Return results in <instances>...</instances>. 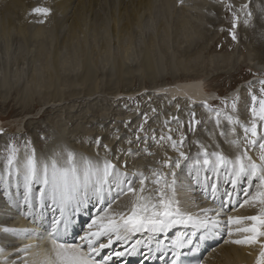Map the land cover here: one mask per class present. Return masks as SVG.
<instances>
[{
  "label": "rangeland",
  "instance_id": "obj_1",
  "mask_svg": "<svg viewBox=\"0 0 264 264\" xmlns=\"http://www.w3.org/2000/svg\"><path fill=\"white\" fill-rule=\"evenodd\" d=\"M184 1H154L155 7L151 12L152 15L149 16V14H145L139 24L130 30L131 38L128 39L115 36L117 32L113 28L115 25L114 15L116 13H113V5L110 4L107 6V13L105 12L107 16L104 12H101L102 14L97 17H95V15H90L87 20V26L79 32V38L80 42L85 41L87 47L89 46V50L94 51L95 54L101 53L103 44L108 41L112 50V58H116L115 56L119 54L123 56L124 54L126 56L131 55L130 65L136 67L139 66L141 54L145 46L155 41L157 56L162 59L159 61V58L156 56V61L160 62L159 78L155 81L157 84H152L142 73H135L131 75L132 77L128 83L136 89V93L131 96H125V94L124 96L123 94L116 95L115 89L118 88L120 92L122 90V84L116 83V78L110 83L109 75H112V73H110L111 67L108 66L104 69L103 66V68L100 66L97 77L99 91L95 94L97 97L96 101L90 102L89 99H84L82 96L79 98L81 100H77L75 103L66 101L56 105L42 100V95L39 94H36L31 100L29 99L28 101L30 102H28V105L24 103V89L30 84L32 74L38 69L39 72L45 71L46 68L45 64L43 70L45 63L43 59L46 57H43V59L42 57L40 58L38 56V51L41 47L47 51L48 48V50H52L54 47L62 46V39L68 35L67 24L62 23L60 26L56 24V13L52 10L54 0H26L24 8H17L11 12H4L0 9V22L4 20L5 22H11L10 32L7 31L5 33L0 28V169H4L1 166L7 164L9 155L14 154L15 156L12 166V170H14L19 166L18 158L22 156V153L33 155L34 152L36 159V153L48 151L49 145L53 146L54 144L52 143L58 141L59 138L61 140L64 138L65 145L74 153L84 154L86 157L88 155L89 157L101 156L111 161L121 173H132L134 170L138 173H142L143 176L146 177L144 185L145 191L143 194L152 196L153 201H155L158 190L164 187L165 180L167 181V166L171 164L174 165L175 160L182 162V158L180 157L181 152H183L187 160L190 161L188 159L189 156L202 155L203 150L211 154L216 149H219L224 153V151L228 152L235 147L240 153L247 151V155L251 157V150L254 146L247 144L244 127L250 126L252 95H256L258 99L261 98L260 81L264 80V76L262 77L248 72L252 69H250L251 67H246L248 65L250 66V60L253 61L259 57L258 48L264 47V26H262L264 24V14L256 21L252 13L255 4L261 5V2L259 0L257 2L255 0H208L210 1L209 4L211 3L210 5L208 4V7H211L208 9L206 5L207 11L209 12L205 14V16H207L202 24L203 27H201L203 31V33L201 31L202 38L199 40V45L204 43L206 46L204 48L205 51H202L203 57L201 56L202 59H200L198 63H192L193 67L196 68H190V71L183 72L179 70L180 68L175 66L177 65V60L175 59L181 57L177 51L180 48L183 49L185 46L181 47V38L178 35L180 32V15L183 8L191 7L195 3L193 0L188 2ZM226 2H228L227 5ZM0 3H3V1L1 0ZM166 3L171 7L170 13H166L167 9H165V5L166 7L168 5ZM245 5L247 7H243ZM37 8L48 9L49 14L47 16L37 14L33 11ZM96 11H98V9H96ZM163 11H165V13ZM248 13H251V16H248ZM104 15L105 18L103 17ZM117 15L118 13L116 16ZM151 16L153 17L151 18ZM220 17L222 18L221 24L218 25V27H211L213 25L210 23V20L212 21ZM233 24H236L235 29H233ZM250 24L252 28L255 27V31H257L262 38L258 39L260 43L257 45H255L253 39L247 40L245 37L249 33L247 29L248 26L250 27ZM1 25L0 23V27H2ZM226 26L229 28L228 30L225 29ZM22 27H25L24 30L26 29V34L25 32L23 34L20 32ZM37 28L49 31L46 32L48 39H40V37L39 39H34L33 34L37 33ZM223 29H225L226 32L224 35ZM212 31L216 33L213 34V36ZM166 33L168 37H170L169 39L165 38ZM233 33L235 34V39H233ZM207 36L210 37L211 40H209ZM212 37L214 39H212ZM77 47V45H72L69 49L62 47L61 55L63 59L66 58V60L69 61V58L77 52ZM125 49H129L127 53ZM212 54L214 55L213 57ZM215 56L220 57L221 60L216 61ZM211 60L216 63L211 62ZM255 61L256 63H263L260 68L264 69V51L262 52L260 60ZM242 68H244V72H242ZM77 73L78 72L70 74L67 72L66 75H70V77L73 78ZM234 74L235 76H232ZM185 75L199 78H197V81L191 83L190 81L181 82L186 77ZM254 77H260V79H253ZM4 79L8 82L6 89L1 86L3 85ZM242 82L241 98H243V106L244 100H246V107H241V110H239V106H236L235 110H233L232 105L227 103L228 99L232 101L230 100L232 97L226 93L229 92L231 86H233L231 89L234 90L238 87L239 83ZM108 87L114 88L115 95L109 94L107 91V89H109ZM198 88H201L203 93L200 92ZM63 89L68 95L69 92H71L69 86H65ZM165 89H168V92L166 91L167 93L163 91ZM68 95H65V97H68ZM195 96L197 99H200L199 101H203L204 103L195 101L193 98ZM210 102L215 104L211 105L209 104ZM89 104L92 110L86 113V107H88ZM63 107L65 108L62 109ZM79 107L80 109L84 108L82 111L85 113H76ZM174 107L176 109H171ZM244 108L245 111L243 110ZM29 109L32 111L28 114L27 111ZM47 109H49L48 112L46 111ZM148 111L153 113H149ZM237 111H240V113L242 111L243 114H238ZM146 112L149 113L148 116ZM44 113L45 115L41 117ZM217 113H220L219 117H217ZM68 115L70 119H80L75 124V121H70L68 119ZM74 115L77 116V118L74 117V119ZM206 115L210 118L216 117L214 120L215 122L208 123L201 120V118ZM228 116L233 118L232 123H229L227 119ZM94 117L99 120H94V122H92ZM106 118L108 119L105 120ZM216 120H219V123H217ZM98 121L102 122V124H105V122L107 124L98 126ZM236 121L239 122L236 123ZM48 126L52 127L51 132H49L50 134L46 132ZM226 126L229 128L227 136L231 135L230 137L223 136L227 132L225 131ZM34 128L36 129L34 130ZM208 129H210V132ZM262 135H264V127L258 123L257 139ZM37 136H40V138ZM169 136L172 138L171 140L168 139ZM189 136H191L190 142L187 141ZM95 137L99 141H104L103 145H95V140H93ZM107 137L108 139L105 140ZM161 137H163V139H161ZM219 137L221 140H219ZM248 138H251L250 134ZM225 139L228 140L225 141ZM173 141L176 142L175 148L171 146ZM237 141L239 142V147L235 146L234 142ZM258 142H260V140H257V143ZM104 145H107V150H105ZM13 149H15V153H13ZM94 150L96 155L90 154L94 153ZM237 150H233L235 154H238ZM255 150L256 154L259 156V147L258 149L256 147ZM233 151L230 152V155L233 154ZM48 153L49 152H47V154ZM48 157L49 155H47V158ZM122 164L127 165L128 169L122 168ZM154 171L161 174L160 184L153 183L156 179L153 175ZM14 172L12 171L11 173L14 174ZM191 172V170H186L185 174H190ZM8 174L9 173H7V175ZM252 178L253 176H250L248 182H250V180L252 181ZM7 181L9 182V177ZM196 182L198 181L196 180ZM250 186L251 184H249V186L247 185V189L250 188ZM139 188L140 187H138V189ZM190 196L192 195L190 194ZM125 198L133 199L129 194L126 195ZM248 205L250 204H246V206ZM246 206L244 204V206L239 209L247 208ZM239 209L233 211V214H237ZM114 213H124V211L117 210ZM250 213L252 212H249V214ZM81 237L82 236L76 239V243L74 242L72 244H77L79 241L83 243ZM1 240H3L2 238H0V242H4ZM112 247L113 245H111V248ZM31 255L36 256V253L31 250L27 256H24L20 263L33 264L32 258L34 256ZM214 263L216 264V262Z\"/></svg>",
  "mask_w": 264,
  "mask_h": 264
},
{
  "label": "bare ground",
  "instance_id": "obj_2",
  "mask_svg": "<svg viewBox=\"0 0 264 264\" xmlns=\"http://www.w3.org/2000/svg\"><path fill=\"white\" fill-rule=\"evenodd\" d=\"M2 1H3V3H0V4H2V5H0L2 7H0V9H2L4 12H11L17 8H24L25 3H26V0H2ZM154 1L156 2V0H54L52 10H54V12L56 13V16H57V17L55 16L56 24H57V26H60V24H62V23L67 24L68 35L62 39V43H61L62 46L54 47L52 50L51 49L48 50L49 49L48 48L47 51H46V49L41 47L40 50L38 51V56L40 58L42 57V59H43V57H46L45 59H43L45 61L44 66L42 65L43 70H44L45 64H46V68H45V71L40 70L41 72H39L38 71L39 69H38L32 74L31 82L29 81L30 84L24 89V103H27V105H28V102H30L28 100L29 99L31 100V98L35 97L36 94L42 95V98H43V99L41 98L42 100L47 101L48 103H54L55 105L58 103L66 102V101H70V102L75 103L77 100H81L79 98L82 96H83L82 98L89 99L90 102H94L97 100V97L95 94H97V92L99 91V86L97 84L98 83L97 77L99 74L100 66L101 67L103 66L104 69L107 68L108 66L111 67L110 73H112V75L111 74L109 75L110 83L113 81L114 78H116V83L122 84V87H121L122 90L120 92H119L118 88L115 89L116 95L123 94V96H124V94H125V96H131V95L136 93V89L134 87H132L130 83H128V82H130V79L132 77L131 75H134L135 73H142L144 75V77H147L146 79H149V81L152 82V84L153 83L157 84V83H155V81L158 80V78H159V63H160L159 61H161L162 59L157 56V52H156L157 50H155V48H156L155 41H153L150 44H148L147 46H145V48L143 49L142 54H141V61L139 63V66L133 67V65H130L131 55L126 56L124 54V56H123V55L119 54V55L115 56L116 58L111 57L112 56V54H111L112 50L109 46L110 44L108 43V41L103 44L102 49H101V53L95 54L94 51L89 50V48H88L89 46L87 47V45L85 44V41L80 42V38H79V34H80L79 32L82 31V29L87 26V24H88L87 20L90 17V15L91 16L95 15V17H97V16H100L102 14L101 12H104V14H105L106 9L108 8L107 6L110 4L113 5V7H114L113 13H116V14L118 13L117 16H116V14L114 15L115 16L114 17L115 18L114 19L115 25H114L113 29L117 32V35H115V36H117L118 38H123V39L131 38L130 37V30L139 24L140 20H142V18L144 17L145 14H149V16L152 15L151 12L153 11V9L155 7ZM186 1L188 2L190 0H186ZM186 1H184V2H186ZM255 1L257 2L258 0H255ZM259 1L261 2V5L255 4V6L253 7V12H252L254 17L256 18L255 19L256 21H258V19L261 17V15L264 14L263 0H259ZM193 2H195V3L191 7H187V8L185 7V8H183V11L181 10V15H180L181 18L179 21L180 22V26H179L180 32L178 35L181 38L180 39L181 40L180 45H181V47L184 45L185 46L183 47V49L178 48L179 50L177 52L181 55V57L175 59V60H177V65H175V66L180 68L179 70L180 71L182 70L183 72H188L191 69L196 68V67H193L192 63H194V62L198 63V61L200 59H202L201 58L202 53H203L202 51H205L204 48L206 47L204 43L199 45V40L202 38L201 36H202L203 31L201 30V27H203L202 24H203L204 20L206 19L205 17L207 16V15L205 16L206 13L204 11H207V7H208V4L210 1H208V0H201V1L200 0H193ZM227 3L228 2H226V5H227ZM166 4H168V3H166ZM206 5H207V7H206ZM210 7H208V9ZM235 7H237V6H235ZM239 8H241V7H239ZM96 9H98V11H96ZM165 9H167L166 13H170L171 7L169 4L167 5V7L165 5ZM162 10H164V9H162ZM163 12L165 13V11H163ZM109 13H111V12H109ZM105 15L103 16L104 18H105ZM109 17H108V19H109ZM152 17L153 16H151V18ZM110 19H111V17H110ZM219 19L220 18L213 19L212 21L210 20V23L213 25L211 27H214V26L218 27V25L221 24V20H219ZM263 19H264V17H263ZM0 23L2 24L1 25L2 27H0V28L3 32L6 33L7 31H9V29L11 27V22H8V21L5 22V20H4L3 22H0ZM262 26H264V24ZM226 27H225V29L228 30L229 28L228 27L226 28ZM24 28L25 27H22V29L20 28L21 31L19 30L20 32H22V34L24 32L26 34V29L24 30ZM225 29H223V32H224L223 35L226 33ZM19 31H18V33H19ZM27 31H28V29H27ZM36 31H37L36 34L33 31L34 36L31 35V36H33L34 39L35 38L39 39V37H40V39H43V38L48 39L46 32H49V31H44V30H42V28L41 29L37 28ZM201 31H202V33H201ZM247 31L249 32L248 35L245 36L247 40L253 39L255 45L260 43V41L258 39H262V38H261L260 34L257 31H255V27L252 28V26L250 24V27L248 26ZM116 32H115V34H116ZM213 32L214 31H212V36H213V34H216L215 32L214 33ZM4 37H6V36H4ZM112 38H114V37H112ZM165 38L166 39L170 38V37H168L167 33H166ZM208 38H209V40H211L210 37H208ZM212 39H214V38L212 37ZM122 41H124V40H122ZM72 45L73 46L77 45L78 47L76 50L77 52L74 53V55L71 58H69V61L71 60L69 62L66 60V58L63 59V57L61 55L62 54L61 50H62V47L69 49L72 47ZM128 50L129 49H125V52L127 53ZM181 50H182V52H181ZM258 50H259L258 51L259 57H257V59H255V60H260L262 52L264 51V47H260V48H258ZM169 51H171V50H169ZM250 52H251V50H250ZM156 56L159 58L158 62L156 61ZM175 56H173V57H175ZM213 56L214 55L212 54V57ZM215 57H216L215 58L216 61L221 60L220 57H218V56H215ZM43 60H42V62H43ZM255 60H253V61L250 60L251 61L249 63L250 66L248 65L246 68L251 67L250 69H252V70L251 71L247 70V71L254 73L255 75H259V76L263 77L264 72L262 70H259V67L262 66L263 63H259V62L256 63ZM174 62H176V61H174ZM211 62H215V61L211 60ZM225 62H227V61H225ZM200 66H201V64H200ZM241 70H242V72H244L243 71L244 68H242ZM67 72H69L70 74L76 73V72H78V73L76 74L75 77L71 78L70 75H66ZM232 76H235V74ZM197 78H199V77L186 76L184 78V80H182L181 82H189L190 81V83H191V82L197 81ZM2 81H1V84H2ZM7 84H8V82H6V80L4 79L3 85H1V86L3 88L5 87V89H6ZM65 86H69L71 88V92H69V95L66 94V92L63 89ZM232 87L233 86H231V88ZM157 88H159V87H157ZM157 88H155V89H157ZM231 88H230V90H232ZM115 90H114V88L107 89V91L111 95H115ZM137 91H139V90H137ZM181 91H183V90H181ZM232 93H235V92L233 91ZM236 93H238V90H236ZM65 95H68V97H65ZM176 98H179V97H176ZM230 100H232V101H229V99L227 101V103L229 105H232L233 101L235 100L236 106H243V100H241V97H232V98H230ZM209 104L214 105L215 103L210 102ZM96 105H97V103H96ZM175 105H178V104H175ZM197 105H200V104H197ZM57 106H60V105H57ZM37 107H39V106H37ZM175 107L171 108V109H176L177 107L176 108ZM186 107H187V105H186ZM64 108L65 107H63L62 109H64ZM83 109H80V107H79V109L76 110V113H80V114L85 113V112L87 113V112L92 110V107L89 104V106L86 107L85 112L82 111ZM48 110L49 109H47L46 111L48 112ZM31 111L32 110L29 109L27 111V113L29 114ZM47 112H45V113H47ZM45 113L41 117H43L45 115ZM149 113H153V112H149ZM149 113L146 112V115L148 116ZM237 113L241 114L242 111H241V113H240V111H237ZM74 117L77 118V116H75V115L73 116V118ZM215 118H210L209 116L206 115L205 117H202L201 120L210 123V122H215L214 121ZM68 119L70 121H75V124H76V122H78L80 118L79 119L74 118L75 120H73V119H70L69 115H68ZM107 119L108 118H106L105 120H107ZM94 120H99V119L98 118L96 119L94 117L92 122H94ZM98 122H99L98 126H102V125L104 126L105 124H107L106 122H105V124H102V122H100V121H98ZM40 127H43V126H40ZM105 127H107V126H105ZM130 128H131V126H130ZM35 129L36 128H34V130ZM51 129H52V127L48 126L46 128V132L47 133L51 132ZM209 130L210 129H208V131ZM41 131L43 132L42 128H41ZM202 133H205V132H202ZM59 134H60V132H59ZM230 136H228V137H230ZM37 137L40 138V136H37ZM113 137H114V135H113ZM63 139L61 140L59 138L58 141L54 140L55 142L52 143L54 145L53 146L49 145L48 151L45 149L46 154H45V152H43V153L41 152L42 154L36 153L37 154L36 160H37L38 164H43L45 161L50 162V160L52 158H55L60 163H63L60 160L61 159L60 153L61 152L66 153L64 155H66V157H67V152L71 150L70 148H68L65 145V141ZM98 139L100 140V137ZM107 139H108V137L105 138V140H107ZM190 139H191V136L188 137L187 141L190 142ZM93 140L97 141L96 137ZM68 142H70V141H68ZM103 142L99 141V144L103 145ZM231 144H233V143H231ZM258 144H259V142L256 145L257 149H258ZM95 145H97V143H95ZM47 152H49V153L47 154ZM71 152H73V151H71ZM91 152H92V150H91ZM90 154L96 155L95 150H94V153H90ZM21 155L22 156H20V158L18 159L19 166H22V168L20 167L21 173H19V176L16 175V177L18 178V183L13 180L12 175L8 174V175H10L8 184L11 182H15L16 184H19L20 180L23 178V163L26 162L27 158L31 155H29V153H27V154L22 153ZM46 155H49L50 160L45 158ZM75 155H76V157L81 156L80 154H77V153H75ZM123 155H125V154H123ZM197 156L198 155L189 156L188 159L190 161H188L187 158L182 159V162L180 161L181 163L179 166V170L181 169V172L184 174H185L186 170H188V171L191 170L192 171L191 173L193 175L197 174V178L195 180H197L201 184L203 183V184L207 185L208 181H209L210 174L212 173V170H211V168L206 169L203 166H192L191 162H193ZM85 158H86V156H85ZM93 158H96V157H93ZM80 160H81V158L79 157V161ZM96 161L99 162L101 164V166L104 162L103 160H96ZM101 161H103V162H101ZM121 162H122V160H121ZM167 169L169 170V172L171 174H173L175 167L171 164V165L167 166ZM14 171L15 170H13V172ZM231 173H232V167L227 166V169L222 168V173H218V174H216V176L218 178H220L222 176L225 178H228V180H229L228 188L230 190H234L236 187H233L231 181L233 179H235V177L232 176ZM126 174H127V178L132 180V182H133L132 186H134V183L136 182L138 184L137 187H140L139 174H141V173H138L134 170L132 173H126ZM8 175H5V173H1L0 178L5 180L4 178L9 177ZM201 175L203 176V179H200ZM206 176L208 177V179H205ZM249 177L250 176H247V175L245 176V178H249ZM242 178L243 177H241L237 181H240ZM260 178H261V176L258 173L256 176H253V178H252L253 180L252 181L250 180V182H248V186H249V184H251L250 188L247 189V187H246L244 192H241L239 189L236 190L237 196L232 197L231 200L228 202L225 201L224 202L225 205L223 204V208L238 206V203H241L242 200L244 199V197H246L247 195L250 194V190L255 185V182L257 180H260ZM109 179L111 180L112 177H109ZM124 179H125V177H123L122 181ZM255 179H257V180H255ZM2 183L3 182L0 180V189L4 190V187L6 186V190H5V196L2 198L3 200L0 198L1 199L0 200V220L3 223H7V222H9V218H8L9 217V213H8L9 210L6 206L3 205V203H4V201H5V203H11V206H12V203L14 202V197L18 193L19 189H18V186L13 185L14 190H13L12 195H10L8 193L7 185H4ZM37 186H39V188L41 187V185H39V184H33L31 187L32 193H33V199H32L33 200V208H30V206H31L30 202H28V203L20 202L18 204H15L12 209H13V213H15V214L22 212L24 217H26L31 222L36 224L37 229L46 230L48 227L49 228L52 227L54 219L59 216V208L56 205H54L50 199L46 200L42 204L40 201V198H39V191H38V194H36L35 189ZM174 189H175L176 197L182 196L181 198H177L176 201L179 202V206L184 207L188 203V200L185 198V196H187L185 188L184 189H178V188L174 187ZM198 193L202 194L203 197H207L209 200H213V201L218 202L217 201V194H215V197H213L210 189H208V188H204L203 191H200V189H198L196 192V195ZM0 194H2V192ZM29 194L31 195V192ZM102 195H103V203H101L100 199L96 195H93V193L91 191H89L87 196H85L83 193H81L80 203L77 204L76 202H72L65 209V214L70 217V222L74 223L75 218L78 217V216H76V214L80 213L78 211L80 209L79 208L80 205L84 204V206H85L87 203V204H89L91 209L94 210V212H97V209H102L106 204L111 202L114 197H116L117 189L115 186H113L112 191L109 192L108 185H105ZM120 202H121L120 200L116 201L115 206H118L120 204ZM11 206H10V208H11ZM245 206H246V204H245ZM23 210H24V212H23ZM235 210L237 211L238 209H235ZM235 210H233V211H235ZM250 214H252V213H250ZM237 215H241V209H239V211L237 212ZM201 227L203 228V230L207 231V234L213 235V233H214V235H215V229L214 230L211 229V226H209L208 229H206L202 225H201ZM1 230H2V227H0V231ZM216 234L217 235H215V240L218 239V235L222 234V230H219V232ZM140 235H141V232L129 234L125 240H123L122 242L116 241L115 244L119 245V247H120L119 249L121 252L125 251L128 248V246L133 242L134 238H137V236H140ZM1 241H4V243H6V245L7 244L16 245L14 240L9 239V238L1 240ZM29 241L30 242L38 241V243H39L38 246H33V248H32V251L36 253V256L31 255V256H34L32 258V262H34L33 264H39V262H41L45 259V256L54 255V253L52 252V245H51L50 241L48 240L47 236H45L43 239H37L35 237H30L28 240H24L21 243V244H23L21 247L16 246L14 248L10 247L7 249L9 251L15 252L12 259H11L12 262H14L15 264H18V263L20 264L21 260L19 257L22 253L18 254V252L16 250L17 249H23L25 246L28 245ZM75 243H76V239H75ZM70 244H72V243H70ZM80 244H82L81 241H79L77 244H73V245H80ZM115 244H113L112 248L110 247V248H105V249H108L109 251L115 253L116 252V245ZM211 246L212 245L209 246V250L211 249ZM44 248H46L48 250V255L43 254ZM260 250L261 249L259 247V244H256L255 246H251V247H244V248H242L240 246H233V247L227 248L225 251L224 259H221V263H219V264H256V261L258 258L257 254L260 253ZM1 256L2 255H0V264H2L1 261L4 262V264H6L5 260L2 259ZM213 264H215V263H213ZM216 264H218V263L216 262Z\"/></svg>",
  "mask_w": 264,
  "mask_h": 264
},
{
  "label": "snow or ice",
  "instance_id": "obj_3",
  "mask_svg": "<svg viewBox=\"0 0 264 264\" xmlns=\"http://www.w3.org/2000/svg\"><path fill=\"white\" fill-rule=\"evenodd\" d=\"M243 7H247L246 5ZM37 14L47 16L49 10L46 8H37L33 10ZM251 16V13L247 14ZM236 24H233L235 29ZM233 33V39H235ZM261 98H257L256 95H252V105L250 108L251 121L250 126L244 127L245 139L248 145H257V126L258 123L264 127V80L260 81ZM258 105V107H257ZM232 108L235 110L236 102L232 103ZM220 113H217L219 117ZM229 123L233 122L231 116L227 117ZM239 121H236L238 123ZM219 123V120L217 121ZM223 134V133H222ZM250 134V139L248 138ZM163 139V137H161ZM169 140L172 138L169 136ZM258 147L260 149L259 160L260 165H257L252 161L251 157L247 155V151L238 155L235 160L226 158L222 153H208L203 150L202 161L197 158L196 165H201L204 168H211L212 171L217 169H227L228 165L232 166V185L235 187L237 180L244 176H256L259 172L261 174L260 188L257 193L251 197L250 200H245L239 207H243L244 204H258L260 205V212L258 215L248 217H232L229 216L227 225H242L245 220L251 221V225L247 227H237L235 234L243 233L242 238L232 239L230 242L236 245L252 246L259 244L260 253L257 258L256 264H264V136L259 137ZM99 145V140L95 141ZM236 147H239V142H234ZM172 146L176 147V142L173 141ZM107 150V145H104ZM15 153V149L12 150ZM182 159H186L184 153H180ZM214 157V159H213ZM15 156L9 155L7 158V166L11 174L12 166L14 164ZM248 161L245 163V161ZM174 167H179L180 162L177 160ZM16 173L19 175L20 168H16ZM123 175L125 179L121 181L119 177ZM156 179L153 181L155 184H160L161 174L153 172ZM174 176V173L172 174ZM109 177H112L110 180ZM205 179H208L206 176ZM23 180L24 186L31 192L33 184H39L41 187L38 189L39 198L43 204L46 200L51 202L59 208V216L54 219L50 232L47 234V238L52 245V252L54 255L46 257L39 264H108V260L111 256L101 257L98 262L95 257L100 256V253L105 248H110L114 241H123L129 234L138 232L148 233H161L174 224L188 223L194 221L191 215H185L182 213L179 207V202L168 197L166 189L172 187L173 192L175 180L173 179L172 185H169L165 180L164 187L158 190V195L155 201L152 196L143 195L145 188L146 177L143 174H139L140 188L137 190L132 186V180L127 178L126 173H120L116 166L108 160H105L101 166L99 162L93 163L90 160L81 158V162L78 163L75 153L68 151L67 158L60 163L55 158L49 161H45L43 164H38L35 159V155L29 156L26 162L23 163ZM108 185L109 192L112 191V187L117 189V195L114 199L120 195L131 194L135 197L133 202V208L130 215L123 213H110L109 209L112 207L111 202L103 210L102 215H98L96 219H93L89 224L88 232L82 237V244L73 245L66 243L63 240L64 233L67 232L68 225L70 223V217L65 214V209L72 202L80 203V195L83 193L85 196L91 191L93 195H96L100 202L103 203V190L104 186ZM213 197L217 191V185L215 183L209 184ZM247 194V193H246ZM231 200V193L227 194L226 202ZM26 203L29 201V195H25ZM219 215V213H217ZM196 223L201 224L206 229L211 226V229L218 228V221H199ZM5 232L8 229H4ZM228 236L234 235L232 230L228 231ZM42 238V237H40ZM177 247H183V242L178 241ZM26 250V249H25ZM117 257L123 255L122 252L116 251ZM172 264H177V261H173Z\"/></svg>",
  "mask_w": 264,
  "mask_h": 264
}]
</instances>
